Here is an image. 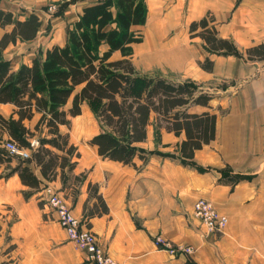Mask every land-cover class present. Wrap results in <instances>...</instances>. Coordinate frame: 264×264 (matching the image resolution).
<instances>
[{
  "label": "crops",
  "instance_id": "crops-1",
  "mask_svg": "<svg viewBox=\"0 0 264 264\" xmlns=\"http://www.w3.org/2000/svg\"><path fill=\"white\" fill-rule=\"evenodd\" d=\"M60 1L0 0V10L25 16ZM93 1L75 0L71 7L80 13ZM145 2L148 29L141 54L157 62L171 59L167 64L174 72L158 77L192 84L195 95H212L208 106L193 104L187 112L216 116L214 140L195 151L191 163H181L177 148L184 133L176 136L161 128L157 141L153 117L145 141L137 144L148 160L142 164L135 158L133 167L102 159L95 147L86 143L84 149L69 137L80 158L63 181H45L31 159L23 163L41 180L28 198L17 173L1 178L5 166H0V208H9L6 216L14 219L8 242L0 229V264H92L43 206L40 195L46 185L59 191L117 264H264V0ZM206 16L213 18L217 37L230 42L233 52H212L191 36L190 24ZM205 59L211 71L200 68ZM37 145V139L31 141L33 150ZM10 157L15 167L20 159ZM95 188L108 211L89 218L86 213L93 206L100 210ZM199 198L210 200L228 218L216 242L193 216ZM157 235L174 244L194 245L202 254L164 258L152 243Z\"/></svg>",
  "mask_w": 264,
  "mask_h": 264
},
{
  "label": "trees",
  "instance_id": "trees-1",
  "mask_svg": "<svg viewBox=\"0 0 264 264\" xmlns=\"http://www.w3.org/2000/svg\"><path fill=\"white\" fill-rule=\"evenodd\" d=\"M73 2L65 1L60 8ZM19 16L24 15L0 10V29L5 30L0 37V106L11 108L7 117L0 113V166H5L1 178L17 173L27 188L23 192L25 198L40 187L41 180L23 163L31 159L39 168L41 179L48 182L57 177L63 181L66 173L76 167L80 153L70 142L69 134L60 128H69L70 120L81 115L84 104L101 127L87 143L96 148L102 159L123 165L136 167L135 158L142 164L147 162L137 144L145 141L153 117L157 141L161 128L176 136L184 133L185 139L177 148L181 163H191L195 151L214 140L216 116L187 112L193 104L208 106L212 95H195L192 84L136 72L133 46L142 42L137 29L147 20L145 0H94L82 7L64 45L38 49L29 64L13 69L4 58V51L18 42L33 41L42 27V19L36 13ZM212 22L211 16L194 21L189 33L199 37L212 52H233L230 42L217 37ZM115 55L119 57L113 58ZM199 66L205 71L212 69L208 59ZM34 139L38 145L33 150ZM5 141L32 151L30 159L19 160L11 167L12 158L2 147ZM94 197L100 210L93 206L86 213L89 218L108 211L97 188Z\"/></svg>",
  "mask_w": 264,
  "mask_h": 264
},
{
  "label": "rangeland",
  "instance_id": "rangeland-1",
  "mask_svg": "<svg viewBox=\"0 0 264 264\" xmlns=\"http://www.w3.org/2000/svg\"><path fill=\"white\" fill-rule=\"evenodd\" d=\"M68 0H63L60 2H51L50 4L43 7L41 10L38 11V15L42 19V27L37 35V38L35 41L27 44H19L17 46H10L4 53V57L8 59L11 62V66L13 69L18 68L21 64H29L31 59L35 56H37L38 47L45 50L46 48L53 46V45H64L67 40V33L71 29V25L74 21L77 20L78 16V7L74 6L71 7V5H74L73 3H68L69 5L65 6L64 8L60 5ZM56 5V9L53 13H50L47 11V8L49 5ZM63 6V5H62ZM147 29H148V22L146 20V23L144 26L138 28L137 30L140 31L142 35V42L140 44L133 46V55H132V63L135 66L136 72L140 76L145 77H152L157 76L159 74H162L164 72L169 73V75L174 72V67L171 66V64H167L170 60L163 61L159 60L157 62L156 59L152 58L150 55H143L140 53L139 49L144 46L147 36ZM2 34V31L0 30V35ZM155 50V49H154ZM147 52V51H146ZM119 56L115 55L113 58H117ZM70 104L67 105L66 108L69 107ZM0 113L7 117L10 114V108L9 107H3L0 106ZM100 124L97 121L96 117L90 110V108L87 105H83L81 108V115L77 118H73L70 120V127H63L62 131L63 133H68L69 137L75 142L78 143V145L82 148H86L88 146L87 140L95 134L98 130H100ZM69 138V139H70ZM7 142V141H5ZM4 142V143H5ZM3 143V144H4ZM3 147V146H2ZM29 155L31 154L30 151H27ZM18 158L20 157L19 154L15 155ZM31 156V155H30ZM29 160V159H28ZM57 190V189H56ZM58 191V190H57ZM59 192V191H58ZM60 194V193H59ZM61 195V194H60ZM62 196V195H61ZM66 200V199H65ZM71 209V208H70ZM9 208H0V229L5 235L6 242L9 241V229L14 221V219L11 217L8 219L7 211ZM72 211V209H71ZM5 212V213H4ZM225 231V230H224ZM208 234V233H207ZM214 236L217 239L221 236V234H208ZM155 237H161L163 240H166L171 246H189L192 247L193 252L188 255L180 256L191 258L193 256H198L199 254H202V252L199 250L197 252V247L194 245H186V244H174L170 242L169 240L163 238L161 235H157ZM152 239V243L154 238ZM210 238V237H208ZM212 240V239H210ZM214 240H212L213 242ZM264 243V240H263ZM155 247V246H154ZM157 249V250H156ZM7 249L5 250V252ZM156 252H159L158 254H163L164 258H179V257H172L165 251H162L158 248H155ZM157 254V255H158ZM197 254V255H196ZM262 257L264 258V246H263V253ZM156 259H160L159 257H156ZM159 261V260H158Z\"/></svg>",
  "mask_w": 264,
  "mask_h": 264
},
{
  "label": "built area",
  "instance_id": "built-area-1",
  "mask_svg": "<svg viewBox=\"0 0 264 264\" xmlns=\"http://www.w3.org/2000/svg\"><path fill=\"white\" fill-rule=\"evenodd\" d=\"M55 9L56 5L53 4L48 6L47 11L53 13ZM3 148L9 156L19 154V159L22 161L30 159L28 150L18 149L14 143L7 141L3 144ZM40 200L65 232L68 241L77 250L85 254L87 262L92 264H117L101 247L97 237L91 232L86 222L73 214L65 198L54 187L46 185L42 189ZM193 216L201 223L208 234H222L228 224V218L221 214L210 200L204 198H199L194 202ZM153 245L172 257H180L193 252L192 247H173L161 237H155Z\"/></svg>",
  "mask_w": 264,
  "mask_h": 264
},
{
  "label": "bare ground",
  "instance_id": "bare-ground-1",
  "mask_svg": "<svg viewBox=\"0 0 264 264\" xmlns=\"http://www.w3.org/2000/svg\"><path fill=\"white\" fill-rule=\"evenodd\" d=\"M142 50H143V48H140V49H139L140 53H141Z\"/></svg>",
  "mask_w": 264,
  "mask_h": 264
}]
</instances>
